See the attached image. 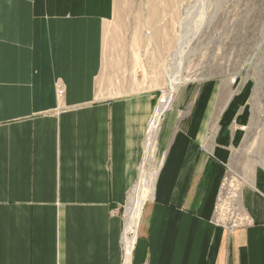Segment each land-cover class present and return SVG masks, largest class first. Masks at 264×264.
Returning a JSON list of instances; mask_svg holds the SVG:
<instances>
[{"label":"crops","instance_id":"1","mask_svg":"<svg viewBox=\"0 0 264 264\" xmlns=\"http://www.w3.org/2000/svg\"><path fill=\"white\" fill-rule=\"evenodd\" d=\"M114 16V0H0V264H123L122 211L158 101L116 90L103 56ZM241 104L213 81L163 113L130 264H264L263 198L238 191L231 227L215 216Z\"/></svg>","mask_w":264,"mask_h":264},{"label":"rangeland","instance_id":"2","mask_svg":"<svg viewBox=\"0 0 264 264\" xmlns=\"http://www.w3.org/2000/svg\"><path fill=\"white\" fill-rule=\"evenodd\" d=\"M114 7L103 56L118 66L117 91L153 92L159 103L182 61L168 110L195 102L199 87L213 81L224 105L242 100L240 142L226 162L215 215L226 227L242 222L238 191L239 199L243 189L264 199L256 184L264 183V0H114Z\"/></svg>","mask_w":264,"mask_h":264},{"label":"bare ground","instance_id":"3","mask_svg":"<svg viewBox=\"0 0 264 264\" xmlns=\"http://www.w3.org/2000/svg\"><path fill=\"white\" fill-rule=\"evenodd\" d=\"M218 7H219V5H218ZM202 11H204V9ZM192 13H193V11H192ZM199 21H200V19H199ZM202 21H203V19H202ZM197 28L198 27H196V29ZM190 29H191V27H190ZM181 66H182V61L179 62V65H178L177 69L175 70L173 76L172 75L169 76L167 89L163 92V94L159 100V103H158V105L154 111V114L151 118V121L149 123V128H148L147 135L145 138L144 157H143L142 163H141L140 168H139V179L137 180V183L132 188V190L129 194V198H128V202H127L125 214H124V216H125L124 241H125V245H126L125 249H126L127 253L129 252L130 246L132 245V242L135 238V232H136V228L138 225V221H139V218H140V215L142 212L144 202L148 198L149 193L151 192V190L154 187V183H155V179H156V170L154 169V167L152 166V163H151L152 162L151 161V153H152L154 144L156 142V135H157V130H158L160 121H161V117H162L164 111L166 110L169 102L171 101V97H172L173 92L176 90L177 85L181 81V78H180L182 76L180 74Z\"/></svg>","mask_w":264,"mask_h":264},{"label":"built area","instance_id":"4","mask_svg":"<svg viewBox=\"0 0 264 264\" xmlns=\"http://www.w3.org/2000/svg\"><path fill=\"white\" fill-rule=\"evenodd\" d=\"M62 92H63V91H62L61 89H58V90H57V95H58V96H61V95H62ZM148 128H149V127H148ZM218 202H219V197H218V199H217L216 212H217V208H218ZM232 226H233V225H232ZM230 227H231V226H230ZM123 244H124V247H125L126 245H125L124 237H123ZM131 246H132V245H131ZM131 246H130V247H131ZM124 255H125V256H124L123 264H130L129 261H128V259H127V258L129 257V252H128V253L125 252ZM126 256H127V257H126Z\"/></svg>","mask_w":264,"mask_h":264}]
</instances>
